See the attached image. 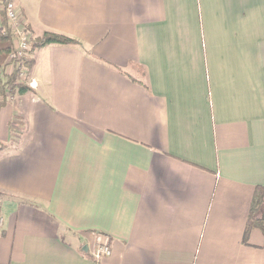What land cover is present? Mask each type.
<instances>
[{
	"label": "crops",
	"instance_id": "1",
	"mask_svg": "<svg viewBox=\"0 0 264 264\" xmlns=\"http://www.w3.org/2000/svg\"><path fill=\"white\" fill-rule=\"evenodd\" d=\"M15 5L80 47L0 109V264H264V0Z\"/></svg>",
	"mask_w": 264,
	"mask_h": 264
},
{
	"label": "trees",
	"instance_id": "2",
	"mask_svg": "<svg viewBox=\"0 0 264 264\" xmlns=\"http://www.w3.org/2000/svg\"><path fill=\"white\" fill-rule=\"evenodd\" d=\"M6 0H0V109L6 106L7 98L18 94L23 95L29 91L25 84L18 83L20 80L21 69H26V77L32 68V60L30 58L22 60L20 63H13L12 71L5 73V68L10 65L9 55L13 48L14 35L12 34L3 11ZM50 45L57 46H75L80 47V43L67 36L45 33L41 37L33 39L30 53L35 48H44ZM29 53V54H30ZM264 186L254 189L252 202L244 229L242 243L247 244L250 232L254 229L259 230L264 238Z\"/></svg>",
	"mask_w": 264,
	"mask_h": 264
},
{
	"label": "built area",
	"instance_id": "3",
	"mask_svg": "<svg viewBox=\"0 0 264 264\" xmlns=\"http://www.w3.org/2000/svg\"><path fill=\"white\" fill-rule=\"evenodd\" d=\"M3 11L5 13L7 24L14 35L13 48L8 58V61H10L9 63L11 64L5 68V73L9 74L12 71L13 63H20L22 60L28 58L32 48L33 39L18 16L15 0H6L3 6ZM2 70L3 69L1 68L0 75ZM20 78L21 81L25 82L26 86H32V83H29L26 77V69H21ZM4 224V219L0 214V234L4 229ZM110 255V247L106 244H103L96 248L94 252V259L100 260L102 258L109 257Z\"/></svg>",
	"mask_w": 264,
	"mask_h": 264
},
{
	"label": "rangeland",
	"instance_id": "4",
	"mask_svg": "<svg viewBox=\"0 0 264 264\" xmlns=\"http://www.w3.org/2000/svg\"><path fill=\"white\" fill-rule=\"evenodd\" d=\"M32 42H33V40H32ZM17 82H18V83H21V84H25V82H23V81H21V80H18Z\"/></svg>",
	"mask_w": 264,
	"mask_h": 264
}]
</instances>
